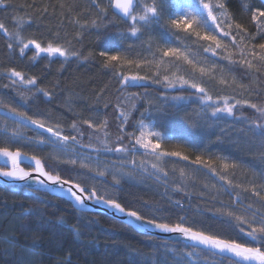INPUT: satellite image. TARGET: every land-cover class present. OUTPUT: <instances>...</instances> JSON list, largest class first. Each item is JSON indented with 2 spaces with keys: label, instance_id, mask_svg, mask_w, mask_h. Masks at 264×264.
I'll use <instances>...</instances> for the list:
<instances>
[{
  "label": "trees",
  "instance_id": "obj_1",
  "mask_svg": "<svg viewBox=\"0 0 264 264\" xmlns=\"http://www.w3.org/2000/svg\"><path fill=\"white\" fill-rule=\"evenodd\" d=\"M61 2L66 5L65 8L60 7ZM98 2L102 6L107 4V0ZM227 4L233 20L242 24L248 31L245 43L251 47L252 44L264 42L259 35L255 40L251 39V36L256 34V26L251 22V13L256 9L264 10V3L261 0H227ZM45 7L47 12L43 11ZM95 15L96 9L92 6L91 0H9L7 6H0V22L5 24L8 31H15L16 19L23 18L26 24L22 35L26 39L35 38L42 43L54 40L57 43H65L66 46V42L71 41V46L80 52L81 57H89L87 60L73 57L65 62L62 57H47L46 54H42L36 61H32L30 57L34 49L30 47L25 55L21 56L15 42L10 41L0 31V100L35 118H43L50 126L58 123L65 135H77L70 128L75 120L84 135L77 136L79 145H75L74 148L85 154L97 156L94 148L80 146L91 142L95 148H102L99 141L90 140L94 129H90L82 121L90 119L93 125H99L107 118V131L111 134L109 139L113 146H116V136L119 134L118 112L114 108L119 85L113 73L103 68L102 58L98 53L101 50L123 48L128 50L129 58L135 59L139 56L151 59L146 42L151 35L155 48V43L160 39L161 29L153 25L139 39L129 37L121 40L118 33L126 31L127 26L119 22L107 29L101 28L100 39H97V30L90 26L81 28L85 21L90 23ZM111 15L110 9L109 17ZM57 32L58 37L55 36ZM77 33L80 35L77 36ZM10 42L13 43L11 50L8 48ZM185 43L190 45L194 54L197 52V45L191 40H186ZM203 55L209 57V66L213 62L225 65L226 79L231 81L234 75L237 84L243 83L247 86V90H241L236 86H222L216 80H208L206 86L214 97L235 95L238 99H249L252 103L264 104V70L255 72L240 65L228 66L227 61H220L218 57H212L211 54ZM233 58L238 60L239 56ZM184 67L187 68L186 65ZM229 67L231 72L228 70ZM11 68L24 73L26 78L37 77L35 87L52 92L51 102H48V97L36 93L25 103L17 92L31 96L32 92L28 91L31 86L20 83L11 86V80L8 78V70ZM122 71L152 76L156 69L154 66H142L140 69L133 66ZM160 73L161 76L164 74L163 69ZM5 84L10 87L4 88ZM193 91L179 87L165 88L163 84H155L151 80L141 81L138 86L127 89V92L140 93L143 97L139 102L140 111L148 107V101L152 102L153 107L146 122L153 124L155 131L163 134L161 150L179 151L189 157L185 161L179 157L166 156L161 167L168 172V176H161L159 180L152 176L147 177L149 174L144 176L141 174L142 177H137L136 181L119 176L116 169H113L114 166L109 165L120 163L125 158H133L125 153L101 151L99 157L108 164L84 158H78L76 166L57 164L52 158L56 153L51 146H37L35 138L38 132L30 126L18 127L20 122L12 118L13 115L8 113L6 108H0V130L18 129L26 138L17 144L0 134V146H8L13 151L19 147L29 155H36L42 159L46 170L59 171L62 177H71L88 186L95 185L101 195L106 193L125 206L140 207L141 200L158 202L164 211L155 215L161 220L175 222L178 215H186L188 223L194 228L219 231L223 236L235 237L236 233L228 229L226 224H222L221 219L209 210L232 206L235 211L240 212L251 204L254 210L264 212V202L253 196L251 191L245 192L241 189L225 191L221 187L223 182L217 176L210 174L203 166L192 164L191 161L197 155H201L205 160L213 161L218 171L225 162L236 163L240 167L229 169L227 173L229 178L234 183L246 187L254 183L257 190L264 195L259 176V173L264 171V141L247 131L248 122L255 119L258 114L254 109L243 105L234 109V116L221 114L220 119L209 118L200 112L202 105L191 95ZM176 95H183L186 99L172 100L171 97ZM105 103L109 104L107 108L104 107ZM139 114V112L134 114L133 120L125 128L126 132L133 131L131 124L135 123ZM98 134L102 140L104 138L102 133ZM123 143L127 145V139ZM141 151L144 152L138 149L135 156L138 153L142 154ZM59 155L61 159H68L61 153ZM135 156L136 159L140 158ZM82 160L90 163L93 168L107 169L108 175L98 177L95 173L79 168V162ZM180 169L185 170L186 175L183 178L180 177ZM254 173L256 176L253 180ZM113 175L121 180L119 185L114 184ZM178 185L184 190L173 191ZM205 185L208 187L205 188ZM237 193L242 204L233 206L232 200ZM169 198L172 201L180 200L184 211L174 208ZM28 208L36 209L37 215L21 217L22 210ZM141 211L146 216L153 215L146 208H141ZM60 217H63L68 225L79 224L80 234L76 235L60 225L58 223ZM21 223L27 224L30 230L21 229ZM13 235L18 244L10 248L5 239ZM192 248L185 244L140 234L104 214L80 212L68 201L47 193L0 185V264H17V261H22V264H177L180 256ZM199 255L206 264H229L228 260L213 257L207 252ZM188 259L184 256L185 261Z\"/></svg>",
  "mask_w": 264,
  "mask_h": 264
},
{
  "label": "snow or ice",
  "instance_id": "obj_2",
  "mask_svg": "<svg viewBox=\"0 0 264 264\" xmlns=\"http://www.w3.org/2000/svg\"><path fill=\"white\" fill-rule=\"evenodd\" d=\"M261 2L264 3V0H261ZM8 3L9 0H0V6H7ZM91 3L96 9L95 18L90 23L85 21L81 28L90 26L92 29L97 30V39H100L99 30L101 28L107 29L109 26H114L119 22L127 26L126 31L118 33L121 40L129 37L139 39L153 25L159 26L161 29L159 33L160 39L155 43V48H153V37L151 35H149L146 42V49L150 53L151 59L140 58L139 56L135 59L129 58L128 50L123 48L101 50L98 53L99 57L102 58L103 68L113 73L119 85L114 105L118 112L119 134L116 136V146H113L109 139L111 134L107 131V118L101 121L99 125H93L90 119L82 121L90 129H94L90 140L95 139L102 145V148H95L91 142L87 145H80L84 148H94L97 153V163H99L98 156L101 151L125 153L134 157L138 149H144L145 154L153 155L157 161L162 160L165 156L179 157L185 161L189 159L188 156L182 155L179 151L161 150V142L164 139L163 134L155 131L153 124L146 122L150 117V111L153 107L152 102L148 101V107L140 111L139 102L143 99L141 94L127 92L128 88L136 87L139 82L147 80H151L155 84H163L165 88L175 89L179 87L181 89L194 90L191 95L195 96L199 104L202 105L200 112L209 116V118L220 119L222 118L221 114L234 116V109L238 106L247 105L258 114L255 119L248 122L247 131L264 141V104L252 103L249 99H238L235 95H216L214 97L206 86L208 80H216L222 86H236L241 90H247V86L243 83L237 84L234 75L231 81L226 79L225 65L213 62L209 66V57L203 54H211L212 57H218L220 61H227L228 66L240 65L255 72L264 70V42L252 44L251 47L245 43L248 31L242 24L233 20L232 14L228 9L227 0H107L106 6H102L98 0H91ZM60 7L65 8L66 5L61 2ZM110 9L112 10L111 17H109ZM43 11L47 12V8L45 7ZM251 22L256 26V34L252 35L251 39L255 40L256 36L259 35L264 40V10L256 9L252 11ZM76 23H79V21H76ZM25 24L26 21L23 18H17L15 31L10 32L5 24L0 22V31L10 41L15 42L21 56H24L26 50L31 47L34 49L33 55L30 57L32 61H36L42 54H46L47 57H62L65 62L73 57L89 59L88 56L81 57L80 52L71 46V41H67L66 46L65 43H57L54 40L42 43L35 38L26 39L22 35ZM234 30L235 34H233ZM181 33L184 35L181 36ZM79 35L80 33H77V36ZM55 36L58 37L59 32L55 33ZM186 40H191L193 44L197 45L198 50L195 54L192 52L190 45L185 43ZM226 40L228 42H225ZM8 48L10 50L13 49L12 42L8 44ZM91 55L90 53L89 56ZM237 55L239 56L238 60L233 58ZM185 65L187 66L186 69ZM133 66L136 69H140L142 66H154L156 71L153 72L152 76L140 75L138 72L130 74L122 71V69H131ZM161 69H163L164 73L162 76L160 73ZM228 70L231 72V67ZM217 71L219 72V78H217ZM8 78L11 80V86H15L17 83L31 86L28 88V91L32 92L31 96H26L24 92H17V95L25 103L31 100L36 93H41L44 97H48V102H51L52 92L44 88L35 87L37 85V77L26 78L24 73L11 68L8 70ZM3 87L9 88L10 85L5 84ZM171 99L183 101L186 98L183 95H176L172 96ZM108 106V103L104 104L105 108ZM0 108H6L8 113L19 117L20 124L18 127L27 128L29 125H33L49 133V136H42L38 133L35 138V144L37 146H51L56 153L52 158L57 164L77 165V159H61L59 155L60 153L74 152V146L79 145L77 136L83 137L84 135L75 120L71 123L70 128L77 135H65L58 123L55 126H50L45 123L43 118H35L27 112L5 104L3 100H0ZM136 112L140 114L139 118L135 119V123L131 124L133 131L126 132L125 128L129 126ZM3 131L6 135L8 134L7 128L3 129ZM98 133H102L104 137L102 140ZM9 139L22 140L24 138L19 131L13 129ZM125 139L128 141L127 145L123 143ZM0 157L4 158V163L0 165V177L5 178L6 181L19 180L28 182L31 180L42 187L55 185L56 187L53 190L70 197L71 201H74V206H79L83 209L87 207L86 201L92 200L97 204H104L126 217L133 218L139 222L137 226L146 231L149 228H155L162 233L179 234L183 238L193 241L194 245L202 246L199 249L194 246L191 251L184 253L180 256L177 264H206V261L202 260L199 255L205 252L210 253L213 257L218 256L221 260H228L229 264H264V212L258 209L254 210L251 204L245 206L240 212L235 211L232 206H222L209 210L221 219L222 224H226L228 229L236 233L235 237H226L221 235L219 231L194 228L188 223L186 215H178L175 222L157 218L155 213L164 211L158 202L150 203L147 200H141L139 202L140 207L125 206L118 199L111 198L106 193L101 195L95 185L88 186L71 177H62L59 171L46 170L40 157L29 155L19 147L13 151L8 146H0ZM22 158L31 160L33 164L29 165L28 168L22 167ZM129 163L133 168L132 172L127 173V175L131 176L135 169L142 167L145 162L141 160L140 164L137 165L136 160L133 158ZM191 163L203 166L210 174L217 176L223 182L221 187L225 191L229 189L251 191L253 196L259 197L260 201L264 202V195L257 190L254 183L246 187L242 184L234 183L229 178L228 170L237 169L240 165L225 162L222 164V169L218 171L213 161L205 160L201 155H197ZM151 167L154 171L149 173V175L156 176L157 180L161 179V173L163 177L168 176V172L160 164L152 163ZM79 168L86 169L89 173H95V176L98 177L108 175L107 169L93 168L90 163L83 160L79 162ZM144 171L147 172V169L145 168ZM33 173H36V175L34 176ZM179 174L183 178L186 175L185 170L180 169ZM255 176L256 173L253 174V180ZM259 176L262 181L261 188H264V171H261ZM112 179L115 185L121 183V180L116 175H113ZM165 183H167L166 180ZM25 186L29 190L35 191L30 183H26ZM207 187L208 185H205V188ZM183 190L180 185L173 189L175 192ZM229 194L231 195V192ZM169 202L174 208L184 211L180 200L172 201L169 198ZM237 204H242L238 193L235 199L232 200L233 206ZM141 208H146L153 215H144ZM26 215H37V210L31 208L22 210L21 217ZM58 223L74 234H80L79 224L68 225L63 217L58 219ZM20 228L26 231L30 230L29 226L24 223L20 224ZM240 237H246L247 239L241 240ZM5 242L10 248L16 247L18 244L14 235L7 237ZM184 256L189 259L185 261ZM17 264H22V261H17Z\"/></svg>",
  "mask_w": 264,
  "mask_h": 264
},
{
  "label": "water",
  "instance_id": "obj_3",
  "mask_svg": "<svg viewBox=\"0 0 264 264\" xmlns=\"http://www.w3.org/2000/svg\"><path fill=\"white\" fill-rule=\"evenodd\" d=\"M3 163H4V158L0 157V165H2ZM31 164H33V162L31 160L22 158V162H21L22 167H23V165H26L29 167V165H31ZM33 175L35 176L36 173H33ZM41 179H43V177H41ZM26 183H30L31 187L33 189H35V191L47 193L53 197L61 198V199L68 201L69 203H71L73 205V207L76 210H78L80 212L104 214V215H107V216H109V217H111L117 221H120L123 224L133 228L135 231H137L140 234L156 237V238L166 240L169 242L185 244V245L191 246V247L195 246L198 249L202 248V246L194 245L193 241L185 239L182 236H180L179 234L162 233L158 229H155V228H149V229H147V231L143 228H139L137 226L139 222L135 221L133 218L126 217L123 214L116 212L114 209L108 208L104 204H97V203L93 202L92 200L86 201V205H87L86 208L82 209L79 206H74V201H71L70 197L62 194L59 191L53 190L56 187L55 185H49V187H42L41 185H39L35 181H31V180L28 182L19 181V180H8V181H6L5 178L0 177V185L6 186V187H22V188L28 189L25 186Z\"/></svg>",
  "mask_w": 264,
  "mask_h": 264
},
{
  "label": "rangeland",
  "instance_id": "obj_4",
  "mask_svg": "<svg viewBox=\"0 0 264 264\" xmlns=\"http://www.w3.org/2000/svg\"><path fill=\"white\" fill-rule=\"evenodd\" d=\"M12 118H14L15 120H17V121L20 122L19 117L12 116ZM29 126L31 128H33L34 130H36L40 134H45L46 136H49L50 135L49 133H47L45 131L38 130L33 125H29ZM16 130L19 131L18 129H16ZM0 134L3 135V136L9 137L10 134H11V131L8 130V134L6 135L3 130L2 131L0 130ZM21 135L23 136V134H21ZM23 138L25 139L26 137L23 136ZM20 141H23V139L22 140L12 139V142L17 143V144ZM153 142L155 143V140L154 139H153ZM51 149H52V147H51ZM142 150H144V149H142ZM143 153L144 152H142V154L141 153H138V155L135 156V157H140L139 159H136V158L133 157L136 160L137 165L140 164V161L141 160H143L145 163H144V165L142 167L136 168L135 171H134V173L131 176L127 175V173L132 172L133 166L129 163V161H131L133 159L132 157L130 159H126L125 158V160L124 159L121 160L120 163L110 164L109 166H114L113 169H116V171L119 174V176H121V177H123L125 179H128V180H131V181H136L137 180V177H139V176L142 177V176H144V174L145 175H148L149 173H152L154 171L152 169V167H151L152 163H158L161 166V164L166 159L165 157H163L162 160L157 161L153 155L145 154V153L143 154ZM61 155L64 156L65 158H68V159L84 158V160H85L87 158V160H93V161H96L97 162V156L90 155V154L88 155V154H85L83 152L77 151L76 149H75L74 152H71V153H61ZM98 161L100 162V164H103V163L108 164V163H106L107 161H105L104 159H102L99 156H98ZM115 164H118V166L115 165ZM145 168L147 169V172L144 171ZM137 174H138V176H137ZM141 174H142V176H141ZM151 176L154 179L156 178V176H154V175H148L147 177H151ZM160 176H163L162 173L160 174Z\"/></svg>",
  "mask_w": 264,
  "mask_h": 264
},
{
  "label": "flooded vegetation",
  "instance_id": "obj_5",
  "mask_svg": "<svg viewBox=\"0 0 264 264\" xmlns=\"http://www.w3.org/2000/svg\"><path fill=\"white\" fill-rule=\"evenodd\" d=\"M23 167L27 168L28 166H26V165H23Z\"/></svg>",
  "mask_w": 264,
  "mask_h": 264
},
{
  "label": "bare ground",
  "instance_id": "obj_6",
  "mask_svg": "<svg viewBox=\"0 0 264 264\" xmlns=\"http://www.w3.org/2000/svg\"><path fill=\"white\" fill-rule=\"evenodd\" d=\"M37 129L43 131L42 129H39V128H37ZM165 157H166V156H165Z\"/></svg>",
  "mask_w": 264,
  "mask_h": 264
}]
</instances>
